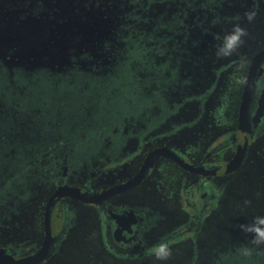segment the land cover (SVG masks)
Wrapping results in <instances>:
<instances>
[{"label": "flooded vegetation", "instance_id": "flooded-vegetation-1", "mask_svg": "<svg viewBox=\"0 0 264 264\" xmlns=\"http://www.w3.org/2000/svg\"><path fill=\"white\" fill-rule=\"evenodd\" d=\"M55 1L0 0V250L14 259L41 255L36 264H82L87 253L98 264H157L146 248L164 237L172 247L164 264L182 253L184 264H264V246L247 258L237 252L251 234L223 249L204 233L223 214L216 189L264 139L263 61L247 109L252 141L231 170L246 86L233 84L247 82L264 38L226 60L215 45L231 18L244 26V13L258 15L264 0ZM218 86L229 100L224 140L188 159L171 142L201 120ZM72 99L77 113L67 110ZM190 102L198 104L192 121L180 118ZM159 150L193 170L160 155L141 174ZM161 162L188 194L175 224L173 213L139 197ZM66 186L84 196L117 191L93 202L54 197Z\"/></svg>", "mask_w": 264, "mask_h": 264}, {"label": "rangeland", "instance_id": "rangeland-1", "mask_svg": "<svg viewBox=\"0 0 264 264\" xmlns=\"http://www.w3.org/2000/svg\"><path fill=\"white\" fill-rule=\"evenodd\" d=\"M242 27L246 28L248 35L245 37V43L238 49V53L250 51L264 38V6L251 23L247 22ZM202 84L206 85L205 79ZM238 87L236 83L233 84L234 90ZM220 88L221 86H218L215 95L207 101L205 114L201 120L181 132L179 138L171 142L188 159L196 160L199 154L207 150L209 146L224 140L222 136L227 128L225 125L228 124L225 123L222 114L228 107L229 100L221 95ZM68 104L67 110L72 113L79 112L80 106L75 99ZM197 112L198 104L190 102L181 110L180 118L192 121L197 117ZM152 181L154 182L149 183L139 193V197L149 204L153 203L162 210L173 213L175 218L172 217L169 223L175 224L180 217H184L183 211L178 215L180 211L176 207L179 203L183 204L188 196L183 179L179 174L175 175L171 167L161 162L154 172ZM215 193L219 195L218 200L222 201L223 214L215 213L209 220L204 233L211 239V243H216V240L220 239L223 249L224 247L234 248L238 245L240 235H245L239 225L251 224L255 216L264 215V139L251 149L249 159L241 172L227 182L225 188L216 189ZM245 201L250 203L245 205ZM93 257L87 253L82 264H98L99 261H90ZM64 258L65 256L61 257V259ZM102 263L106 264V262ZM170 263L184 264V254L177 256ZM60 264H64V260H61Z\"/></svg>", "mask_w": 264, "mask_h": 264}, {"label": "water", "instance_id": "water-1", "mask_svg": "<svg viewBox=\"0 0 264 264\" xmlns=\"http://www.w3.org/2000/svg\"><path fill=\"white\" fill-rule=\"evenodd\" d=\"M28 26H30L28 27L30 31L32 30L35 31L38 24L35 22H32V24H28ZM263 61H264V50L261 51L257 56L253 58V62L250 66V70H249V74H248L247 82L245 86V91H244V95H243V99H242V103L240 107L239 130H240L242 138L237 146L235 158L231 162L232 171H235L239 167L240 163L244 159L246 147L252 141L250 137L252 133L251 126L248 124V121H247V109H248V104L250 101V95H251L252 90L254 89L255 80L259 74V70H260V67ZM160 155H168L171 158H173L182 168L187 169L189 171L193 170L188 164L176 158L175 155H173L172 153H169L165 150H161V151L159 150V151H155L148 157V160H146L141 170V174L144 173V171L147 169L148 164L152 162V159ZM134 183H135L134 181L128 182L127 184L122 185L121 188L119 189L120 190L126 189L132 186ZM116 191L117 190L112 189L102 194L84 196V193L82 190L66 186V187H62L58 189V191L54 194V197H57V198L71 197V198L86 201V202H93V201H97L100 199H106L110 195L115 194ZM41 259H42L41 255H33L27 258H22V259H14L11 255H8L4 253L3 250H0V264H36Z\"/></svg>", "mask_w": 264, "mask_h": 264}, {"label": "clouds", "instance_id": "clouds-1", "mask_svg": "<svg viewBox=\"0 0 264 264\" xmlns=\"http://www.w3.org/2000/svg\"><path fill=\"white\" fill-rule=\"evenodd\" d=\"M256 15L257 11L253 8L244 13V18L251 23ZM231 19L233 21L231 30L226 31L222 37H219V42L215 45L214 55L217 59L233 56L245 43V37L248 35L246 28L239 23L241 19L239 16ZM235 83L244 85L246 80L244 77L238 76L235 78ZM244 203L247 205L250 201ZM239 228L242 232L251 234V239L248 244L240 245L237 252L245 258L251 257L254 252L258 253L260 246H264V215L255 216L251 224H240ZM146 254L152 257L157 264H164L172 256V247L169 240L162 237L159 242L146 248Z\"/></svg>", "mask_w": 264, "mask_h": 264}, {"label": "trees", "instance_id": "trees-1", "mask_svg": "<svg viewBox=\"0 0 264 264\" xmlns=\"http://www.w3.org/2000/svg\"><path fill=\"white\" fill-rule=\"evenodd\" d=\"M46 1L52 3L54 0H46ZM58 1L60 2V0H56L55 2H58ZM59 2H58V3H59ZM163 27H164V26H163Z\"/></svg>", "mask_w": 264, "mask_h": 264}]
</instances>
